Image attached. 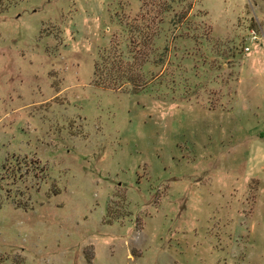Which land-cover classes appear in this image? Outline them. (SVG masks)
I'll list each match as a JSON object with an SVG mask.
<instances>
[{
    "label": "rangeland",
    "instance_id": "obj_1",
    "mask_svg": "<svg viewBox=\"0 0 264 264\" xmlns=\"http://www.w3.org/2000/svg\"><path fill=\"white\" fill-rule=\"evenodd\" d=\"M0 264H264V0H0Z\"/></svg>",
    "mask_w": 264,
    "mask_h": 264
},
{
    "label": "built area",
    "instance_id": "obj_2",
    "mask_svg": "<svg viewBox=\"0 0 264 264\" xmlns=\"http://www.w3.org/2000/svg\"><path fill=\"white\" fill-rule=\"evenodd\" d=\"M249 34L251 36V40H253V41H255L258 38L257 35H255V33L253 32V30H249ZM243 50L245 52H247L249 50V48L247 46H244Z\"/></svg>",
    "mask_w": 264,
    "mask_h": 264
}]
</instances>
